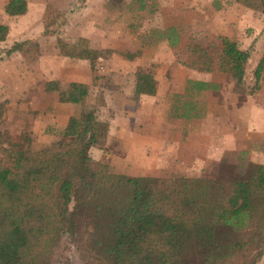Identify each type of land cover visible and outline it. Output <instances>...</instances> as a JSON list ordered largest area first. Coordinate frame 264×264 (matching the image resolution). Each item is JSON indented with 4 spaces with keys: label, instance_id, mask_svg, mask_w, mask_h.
<instances>
[{
    "label": "rangeland",
    "instance_id": "1",
    "mask_svg": "<svg viewBox=\"0 0 264 264\" xmlns=\"http://www.w3.org/2000/svg\"><path fill=\"white\" fill-rule=\"evenodd\" d=\"M25 1L24 14L8 16L0 0V23L7 26L0 41V145L28 134L33 150L46 147L59 138L69 115L90 107L111 125L109 138L87 151L91 168L103 163L117 174L227 179L238 174L240 164L256 162L260 146L254 136L239 137L247 121L236 109L252 106L247 100H264V72L250 92L251 72L264 47V12L244 7L242 0H156L152 10L137 8L134 0ZM169 27L175 30L173 44L162 35ZM222 37L251 50L241 83L224 78L215 66L211 72L220 83L208 95L175 91L191 65L192 45L213 55ZM80 38L99 51L93 70L62 55L60 42L71 45ZM14 41H24L23 52L6 55ZM140 66L152 68L156 91L132 99L133 74ZM49 80L58 90H44ZM74 81L88 85L80 103L66 100ZM184 101L192 103L197 117L172 115V105ZM188 132L199 135L187 140ZM64 244L67 264H96L83 216Z\"/></svg>",
    "mask_w": 264,
    "mask_h": 264
},
{
    "label": "trees",
    "instance_id": "2",
    "mask_svg": "<svg viewBox=\"0 0 264 264\" xmlns=\"http://www.w3.org/2000/svg\"><path fill=\"white\" fill-rule=\"evenodd\" d=\"M146 1L136 0L137 7L144 8ZM241 3L264 12V0ZM26 9L25 0L3 5L8 16ZM6 34L7 26L0 23V41ZM162 35L174 43L172 27ZM59 47L63 56L83 60L93 70L99 51L86 46L85 38ZM23 50L24 41H14L5 54ZM135 55L125 53L128 59ZM250 56L251 50L222 37L213 55L193 44L190 66L201 72L216 66L239 85ZM263 72L264 47L251 72L250 92ZM133 75L132 99L154 95L151 67H136ZM207 88L205 82L187 80L184 93L191 97ZM44 90H58V83L46 81ZM87 92L86 83L70 82L66 100L80 103ZM172 107L174 116L199 115L187 101ZM107 131L108 122L88 107L68 116L59 138L46 147L33 150L28 134L0 145V264H67L64 242L81 216L96 264L256 263L264 249L263 164H240L238 174L227 179L117 174L103 163L88 167V149L102 145Z\"/></svg>",
    "mask_w": 264,
    "mask_h": 264
},
{
    "label": "crops",
    "instance_id": "3",
    "mask_svg": "<svg viewBox=\"0 0 264 264\" xmlns=\"http://www.w3.org/2000/svg\"><path fill=\"white\" fill-rule=\"evenodd\" d=\"M134 2L136 3V7H137L136 0H134ZM146 2L149 3V0H147ZM156 6H157V1L152 0V9H153V7H156ZM145 7H148V6L145 5L144 8H142V9H145ZM186 70H187L186 71L187 72L186 77L178 84V86L175 90L177 92H182L184 90V87L186 86L187 80H197V81H202V82H205L208 84V88L201 90L198 95H208L209 93H211L214 90L212 85L216 86V88H217L218 84L220 83V80L216 79L213 76V72L197 71V70L193 69L191 66L189 68H186ZM78 82H84V81H78ZM84 83H86V82H84ZM142 96H148V95H140L139 97H142ZM247 103L248 104L251 103L252 106H247L245 104V106H242V107L236 109L237 110L236 112H238V115L240 117L242 114L245 115V121H247L246 128H244V129L240 128L241 130H243V132H242L243 134L240 135L239 137L242 138V136H243L246 140L249 139V141H252V136H254L253 142H256V145L260 146V151L258 150V152L256 153L258 159L256 160L255 163H259V164L264 165V100H262V101H249V100H247ZM109 128H111V125L108 122V131H107L106 138H109ZM169 130H170V128L164 130L166 145L171 141L170 138L166 139L167 136L169 135V133L171 132ZM241 130H240V132H241ZM181 131H183V130H181ZM117 134L121 135V133H118V132H117ZM191 134L192 135H199V133L196 134L195 132H188L185 134V136L188 135L187 140L189 139ZM224 141H226V140H224ZM251 144L252 143L248 142L246 145H251ZM255 264H264V249H263V253H262L261 257L256 261Z\"/></svg>",
    "mask_w": 264,
    "mask_h": 264
}]
</instances>
